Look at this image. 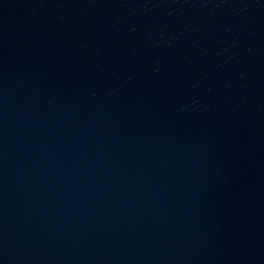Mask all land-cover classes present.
<instances>
[{
  "label": "water",
  "instance_id": "95a60500",
  "mask_svg": "<svg viewBox=\"0 0 264 264\" xmlns=\"http://www.w3.org/2000/svg\"><path fill=\"white\" fill-rule=\"evenodd\" d=\"M0 264H264V0H0Z\"/></svg>",
  "mask_w": 264,
  "mask_h": 264
}]
</instances>
